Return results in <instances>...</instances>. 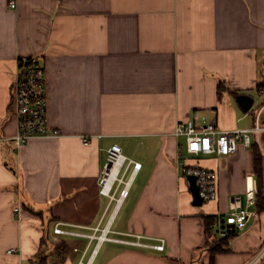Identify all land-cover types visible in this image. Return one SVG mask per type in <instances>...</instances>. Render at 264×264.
<instances>
[{
	"label": "crops",
	"instance_id": "obj_1",
	"mask_svg": "<svg viewBox=\"0 0 264 264\" xmlns=\"http://www.w3.org/2000/svg\"><path fill=\"white\" fill-rule=\"evenodd\" d=\"M14 1L0 0V264H31L45 249L48 264L251 263L264 212L217 254L225 238L214 225L208 239L205 218L228 214L256 181L253 150L196 157L175 131L189 120L228 132L264 127V0ZM32 59L46 66L48 124L61 136L17 150L12 90L18 62ZM243 95L254 100L250 112L237 103ZM261 141L264 150V132ZM114 145L132 162L122 201L102 195L99 181ZM183 164L217 173V201L193 206ZM57 222L89 236L164 239L165 250L56 243Z\"/></svg>",
	"mask_w": 264,
	"mask_h": 264
},
{
	"label": "built area",
	"instance_id": "obj_2",
	"mask_svg": "<svg viewBox=\"0 0 264 264\" xmlns=\"http://www.w3.org/2000/svg\"><path fill=\"white\" fill-rule=\"evenodd\" d=\"M9 7L16 8V2L10 0ZM18 74L15 77V83L12 90V111L18 118L19 132L14 138L16 148L19 150L25 147L34 138L40 137H60L59 130H52L48 124V95L46 66L40 59L23 60L17 64ZM260 93H264L263 89ZM264 127L259 123L252 130H235L223 131L214 124L197 127L194 120H189L185 124H179L176 128L175 135L178 138L186 139V151L193 156L200 157H224L230 158L239 151V146L251 148L253 144V135L256 143L261 146V136ZM183 149L180 148V157ZM132 162H128L120 146L114 145L109 150V159L105 169L100 176L101 194L115 199L117 193L120 195V201L129 197L130 182L125 183L124 177ZM134 171L142 168L140 164H134ZM128 166V167H127ZM181 175L185 180L193 176L197 178L199 193L204 203L215 202L219 198V177L217 173L198 166L181 165ZM124 187V188H122ZM246 206H243L242 197L233 196L230 202V212L228 214H218L215 218V226L218 227V233L223 238L234 230L236 233L245 231L246 228L259 218L256 208L259 191L257 181H252V186L246 189ZM20 198V195H19ZM21 201V199H20ZM21 206V204H20ZM21 207H18L17 212ZM70 225L57 222L53 229L56 237L55 242H59L57 237L97 239L98 242H120L123 244L133 245L139 248H150L155 251H164L166 241L157 240L156 244L144 243L145 238L134 236L136 240L125 241L122 239H110V231L97 230L93 236L85 235L75 231H69ZM72 227V226H71ZM101 232L100 237L96 234ZM264 260V243L260 251L249 264H259ZM87 264H90L89 262Z\"/></svg>",
	"mask_w": 264,
	"mask_h": 264
},
{
	"label": "trees",
	"instance_id": "obj_3",
	"mask_svg": "<svg viewBox=\"0 0 264 264\" xmlns=\"http://www.w3.org/2000/svg\"><path fill=\"white\" fill-rule=\"evenodd\" d=\"M26 61H28V60H26ZM251 149L253 150V153H254V162H255L254 176L257 179L258 191L260 193L259 196L257 197L256 210H257L258 214L261 215V213L264 212V176H263L264 150L257 143L252 144ZM24 207H25V204L23 202L22 208H24ZM205 222H206L205 234H206V236H208V239H212L214 237L213 232H212V228L215 225L214 217H209V216L206 217ZM237 235H238V233H236L234 230H232L231 232L228 233V236L224 237L225 238L224 240L218 241V242L215 241L216 243L214 244L213 247H215L216 254L218 252H223V250H221L222 244H225V245L228 244L229 241L232 240V238H234ZM43 241H44V239H43ZM44 243L48 244L46 241ZM66 248H67L66 244H63V245L59 246L57 249H58V252L63 256L65 251H66ZM49 257L50 256L48 255V252L45 249L37 255V259L31 264H48ZM63 257H65V255Z\"/></svg>",
	"mask_w": 264,
	"mask_h": 264
},
{
	"label": "water",
	"instance_id": "obj_4",
	"mask_svg": "<svg viewBox=\"0 0 264 264\" xmlns=\"http://www.w3.org/2000/svg\"><path fill=\"white\" fill-rule=\"evenodd\" d=\"M237 103L241 106V108L245 112H250L254 106L253 98L247 95L239 96L237 98ZM188 180L190 182V191L194 197L193 206L202 207V205L204 204V201L201 198L200 193H199V188L197 185V181H198L197 178L191 176L188 178Z\"/></svg>",
	"mask_w": 264,
	"mask_h": 264
},
{
	"label": "rangeland",
	"instance_id": "obj_5",
	"mask_svg": "<svg viewBox=\"0 0 264 264\" xmlns=\"http://www.w3.org/2000/svg\"><path fill=\"white\" fill-rule=\"evenodd\" d=\"M256 99H257V97H256ZM262 142V141H261ZM253 144H255V143H253ZM262 145V144H261ZM261 148H263L262 146H260ZM129 177V176H128ZM256 181H257V179H256ZM257 187H258V183H257ZM260 194V193H259ZM242 203H243V206H246V195H244L243 197H242ZM256 209V208H255ZM101 236V234L99 235V237ZM98 242V241H97ZM262 264H264V260H263V262H262Z\"/></svg>",
	"mask_w": 264,
	"mask_h": 264
},
{
	"label": "bare ground",
	"instance_id": "obj_6",
	"mask_svg": "<svg viewBox=\"0 0 264 264\" xmlns=\"http://www.w3.org/2000/svg\"><path fill=\"white\" fill-rule=\"evenodd\" d=\"M249 186L250 187L252 186V180L251 179L249 180Z\"/></svg>",
	"mask_w": 264,
	"mask_h": 264
}]
</instances>
